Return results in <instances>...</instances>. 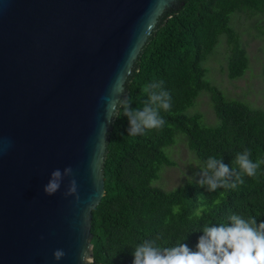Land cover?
Wrapping results in <instances>:
<instances>
[{"label":"water","instance_id":"1","mask_svg":"<svg viewBox=\"0 0 264 264\" xmlns=\"http://www.w3.org/2000/svg\"><path fill=\"white\" fill-rule=\"evenodd\" d=\"M176 2L0 0V264H86L82 252L93 262L108 98ZM67 167L45 194L51 172ZM72 179L77 194L65 195Z\"/></svg>","mask_w":264,"mask_h":264},{"label":"trees","instance_id":"2","mask_svg":"<svg viewBox=\"0 0 264 264\" xmlns=\"http://www.w3.org/2000/svg\"><path fill=\"white\" fill-rule=\"evenodd\" d=\"M264 12V0H177L166 9L133 62L124 87L132 109L148 101L146 85L164 81L171 108L161 109V129L130 136L128 119L121 114L107 133L103 162L104 195L91 212V264H133L135 247L145 240L170 247L185 243L196 250L203 228L230 223L238 214L264 222V164L256 177L242 176L235 189L187 182L171 190L152 186L162 166H172L166 149L182 136L203 170L209 157L222 158L230 169L245 148L251 159L264 160V110L228 99L205 78L203 63L219 37L230 46L227 77L240 78L248 58L230 25L238 12ZM264 78V65L261 69ZM209 94L215 125L200 113L187 114L198 94ZM186 238V239H185Z\"/></svg>","mask_w":264,"mask_h":264},{"label":"clouds","instance_id":"3","mask_svg":"<svg viewBox=\"0 0 264 264\" xmlns=\"http://www.w3.org/2000/svg\"><path fill=\"white\" fill-rule=\"evenodd\" d=\"M123 83L124 78L118 77L112 89L114 99L108 98V124L113 118L120 116L122 109L129 123L128 135L136 136L144 134L146 130L161 129L166 121L161 117L160 110H169L172 99L171 94L164 89V81H153L146 85L148 101L141 109H132L129 97L120 98L125 92ZM250 157L251 150L247 148L236 154L235 164L239 170L233 167L230 169L223 163L222 158L209 157L196 182L201 187L206 186L208 191L218 188L235 189L238 184L244 183V174L256 177L258 169L264 164V160L253 162ZM71 175V167L65 168L63 172L60 169L53 170L44 186V193L49 196L55 194L60 189L64 177ZM76 194L77 184L75 179H72L65 195ZM76 198L79 199L78 195ZM228 220L230 223L227 224L206 225L203 235L198 239L196 250L190 249L182 242L175 246L160 247L155 241L145 240L135 247L133 264H264V222L257 224L255 217L245 219L238 214H232ZM65 255L63 249H56L53 259L60 261ZM89 259L87 252H82L81 260L87 264Z\"/></svg>","mask_w":264,"mask_h":264},{"label":"rangeland","instance_id":"4","mask_svg":"<svg viewBox=\"0 0 264 264\" xmlns=\"http://www.w3.org/2000/svg\"><path fill=\"white\" fill-rule=\"evenodd\" d=\"M230 25L235 29L239 43L244 48L248 67L237 79H228L227 57L230 46L225 37L219 41L203 63L207 71L206 80L215 86L228 99L242 101L251 108L264 110V78L261 69L264 65V12H238L231 15ZM187 114L200 113L207 125H215L216 117L212 110L209 94L201 91ZM172 166H162L157 180L152 186L171 190L187 182L197 183L201 164L188 149L184 138L176 137L174 145L166 149Z\"/></svg>","mask_w":264,"mask_h":264}]
</instances>
